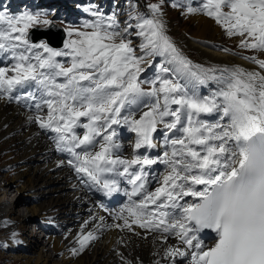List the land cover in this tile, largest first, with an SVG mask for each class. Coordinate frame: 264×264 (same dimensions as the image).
Here are the masks:
<instances>
[{"label": "snow or ice", "instance_id": "snow-or-ice-1", "mask_svg": "<svg viewBox=\"0 0 264 264\" xmlns=\"http://www.w3.org/2000/svg\"><path fill=\"white\" fill-rule=\"evenodd\" d=\"M171 6L241 38L257 53L241 58L256 69L194 65L165 32L164 0L147 12L133 4L123 22L92 2L96 19L70 29L63 50L30 41V29L53 23L50 13L0 10V97L27 109L67 165L106 194L119 191L115 177L132 186L136 199L115 227L158 235L156 264H264V0ZM144 65H155L153 79H141ZM114 126L135 134V150L161 151L122 158ZM157 164L165 170L153 177ZM205 229L216 234L212 247L199 237ZM95 239L81 232L73 254Z\"/></svg>", "mask_w": 264, "mask_h": 264}, {"label": "bare ground", "instance_id": "bare-ground-1", "mask_svg": "<svg viewBox=\"0 0 264 264\" xmlns=\"http://www.w3.org/2000/svg\"><path fill=\"white\" fill-rule=\"evenodd\" d=\"M45 1L55 0H41L40 5L47 3ZM60 2L64 5V11H67L64 12L65 19L71 20L76 16V8L73 9V6L88 4L89 0H60ZM179 26L181 30L170 23L168 28L172 35L179 34V49L187 58L198 54L196 58L205 63L223 64L227 68L256 69L255 65L241 58L254 56L253 54L246 53L239 46L229 49L228 44H225L222 29L198 13L191 15L188 25L179 24ZM182 30L185 32L183 33ZM37 35L40 33L37 32L34 36ZM236 43L237 40L233 39L229 44L237 46L234 45ZM225 49L227 51H224ZM240 50H243L242 55L239 54ZM2 55L0 53V56ZM144 67L145 70L148 68L147 65ZM154 76L147 79L151 80ZM144 87L147 89L148 86L144 85ZM200 91L206 90L200 87ZM29 115L27 109L9 101L6 97H0L1 147L10 150L6 159L14 158L15 162L8 165H16L14 170L5 172L7 174H4V183L0 187V227L4 229L3 224L7 223V220H4L5 214L7 219L16 221L15 224L20 219L24 220V225L19 227L18 234L7 233L8 237L3 241L5 246L7 245L6 249L9 251H14L17 247L29 248V250L41 249L35 264H48L54 260L53 252L59 254L63 250L67 254L61 264H156L161 258L158 253H161L163 248L158 239L155 237L141 239L135 235L125 234L122 240L120 234L124 233L117 232L110 226L111 220L98 209L93 199H100L104 190L69 167L65 159L67 154L57 152L55 149L53 139L50 138L54 134L46 133L36 124L31 123L28 119ZM114 127L118 133L114 139L119 145L116 152L122 158L132 159L137 155H150V153L157 155L161 151V149L135 150L133 146L135 134L124 126ZM13 144L18 146L13 147ZM61 161H64L63 166H58ZM115 178L120 187L123 177ZM11 187L19 188L18 190L21 191L19 197L13 196ZM23 191L32 194V206L28 208L31 215H26L22 206L16 208L22 200ZM10 197L12 200L9 199ZM11 202H14L15 206L6 205ZM28 216L37 218L41 224L42 219H46L48 227L43 226V228L49 231V244L42 246L41 237L37 235L39 228H36L35 236L34 232L30 233L32 225L27 222ZM88 231H92L97 239L91 241L79 254L74 255V250L79 249L77 238L81 232ZM49 245L52 246L53 252L48 249ZM29 260V264H32L33 257Z\"/></svg>", "mask_w": 264, "mask_h": 264}, {"label": "rangeland", "instance_id": "rangeland-1", "mask_svg": "<svg viewBox=\"0 0 264 264\" xmlns=\"http://www.w3.org/2000/svg\"><path fill=\"white\" fill-rule=\"evenodd\" d=\"M31 1L32 0H0V10H6L7 12L12 13V14H16V15H19V14L24 13V12H41V13H45V14L50 13V15H45L43 18H47L50 21H53V23H56L58 25L63 26L64 29L66 30V33L72 28H80V26L82 24H84L85 22H91V21L96 19L88 11V9L91 7L92 2H94L95 5H97L100 8V11L102 13H104L106 16H110V15L115 14L121 22L128 19V14H129V11L131 10L133 4H136L137 8L140 11L144 12L143 11V5H142L143 3L140 2L139 0H103V1L102 0H89L88 4H84V5L78 4L77 6L72 5L73 9L76 8L75 19H71V20L66 19L65 20L64 16L66 13H64V12H67V11H64V5L60 2V0H55L52 2L45 1L47 3L42 4L39 7H37V5H38L40 0H34V2H35L34 5L36 7L35 9L32 8L31 6L29 7ZM194 1L199 2L197 0H194ZM143 2H145V4L147 5V2H150V4L151 3H159L160 0H143ZM174 2L180 3L179 0H164V10L166 13L168 12V14H167V16H165L167 23L164 21V16H163V23L165 25V30H167L169 33L168 37L171 40H173V39L171 37L172 34L170 33V30L168 28L169 24L172 23L173 27L181 30V27L179 26V24L180 25H182V24L188 25V21L191 17V15L190 16L181 15V12H182L181 8H176V7L171 6L172 3H174ZM17 3L25 6L26 8H24L21 11V7H19L17 5ZM60 8H61V10H59ZM198 15H200L203 18L213 22L216 26H218V27H220V29H222V31L224 32V37H225V44H228L229 49H235L239 46L241 38L238 39L236 37H229L226 34V32L224 31V29L220 25H218L214 20H212V18H210L208 16L201 15L199 13H198ZM42 27H45V26L42 25ZM81 30H84V29L81 28ZM182 32L184 33L185 30L184 31L182 30ZM181 35H183V34H181ZM172 36L175 38L174 42H176L180 46L179 34L176 33L175 35H172ZM68 39L69 38L67 36L66 42ZM134 39H136V43L139 44V39H137V38H134ZM233 39L237 40V43L234 44L237 46H231L230 45ZM57 50H63V47L61 49H57ZM244 51L246 53H251L253 55H257V53L252 52V51H247V50H244ZM242 53H243V50H240L239 54L242 55ZM197 55L198 54H196L195 56H190V58L201 62L202 67L224 69L223 67L225 65H223V64L215 65L214 63L213 64L205 63V62L201 61V59L196 58ZM263 56L264 55H260L259 57H261V59H264ZM60 59H63V58H60ZM156 60H157V62H159V59L156 58ZM207 66H209V67H207ZM153 73L156 74L155 65L153 67H151V69L149 71L143 73L141 75V79H146V78L150 77ZM80 131H82V130H80ZM15 145L16 144H13V147H15ZM16 146H18V145H16ZM9 151L10 150H7V147H1V142H0V187H2V184L4 183L3 177H4V174H7L5 172H7L9 170H14L15 166H16V165H8L9 163L15 162V161H13V159H14L13 157H11V158L8 157V159H6L8 156L7 152H9ZM12 176H14V173L12 174ZM18 189L19 188H17V187H11V190L13 191V196L16 197V195H17V197H19V191L20 190H18ZM23 192H24V194H22L23 196L21 197L22 200L16 205V208H17V206L18 207L22 206L24 209L23 212H25V214L28 215L29 214L28 208L32 206V201H33V199H31L32 194L27 192V191L26 192L23 191ZM23 198H24V201H23ZM9 199L12 200V197H10ZM0 201H1V197H0ZM6 205L10 206V207L15 206L14 202H11L8 204L6 203ZM29 215H31V214H29ZM4 220H7L6 221L7 223L3 224L5 226V228L3 229L2 227H0V230H1L0 231V259H2L3 264H5V263H7V264H10V263L11 264H17V263L18 264H29V262H30L29 258L31 259L32 257H33L32 264H35L36 259L39 255V253L41 252V249L38 248V250H29V248L23 249V247H17V249H15L14 251H9L6 249L7 245L5 246V243L3 242L8 237L7 236L8 232H11L13 234H18V229L21 225H24V220L20 219V221H18L15 224L16 221H12V220L7 219V214L4 215ZM45 220L46 219L43 218L42 219L43 223L41 224L39 222V220L35 217L27 218V222L30 225H32V228H31L32 231H30V233L34 232V236H35L36 230H37L36 228L40 229L41 232L40 231L37 232V235H39L41 237L42 246L44 244H49V239H48L49 231L47 229H44V228L48 227V223ZM13 222H14V224H13ZM75 224H77V223H75ZM43 226H44V228H43ZM20 245H22V244H20ZM47 247L51 252H53L51 245H49ZM51 252H50V254H51ZM66 254H67V252L65 250H63V252L59 253V254H57L56 252L55 253L53 252L52 256H53L54 260L50 261V263H48V264H61ZM22 257L25 259H22ZM19 259H22V261H20ZM47 262H48V260H47Z\"/></svg>", "mask_w": 264, "mask_h": 264}, {"label": "water", "instance_id": "water-1", "mask_svg": "<svg viewBox=\"0 0 264 264\" xmlns=\"http://www.w3.org/2000/svg\"><path fill=\"white\" fill-rule=\"evenodd\" d=\"M54 26L55 25H51L47 29H41V28L34 29V31H33L34 34H36L37 32L40 33V35H37L36 40L46 38L48 40L49 44H51L52 46L61 47L63 44V40L65 38V32L63 31L62 28H60L58 26H55V27Z\"/></svg>", "mask_w": 264, "mask_h": 264}]
</instances>
